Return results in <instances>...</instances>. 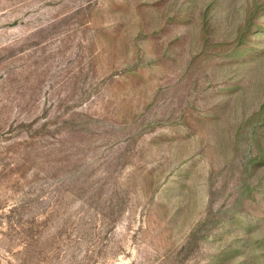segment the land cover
Wrapping results in <instances>:
<instances>
[{"label": "rangeland", "instance_id": "1", "mask_svg": "<svg viewBox=\"0 0 264 264\" xmlns=\"http://www.w3.org/2000/svg\"><path fill=\"white\" fill-rule=\"evenodd\" d=\"M0 264H264V0H0Z\"/></svg>", "mask_w": 264, "mask_h": 264}]
</instances>
